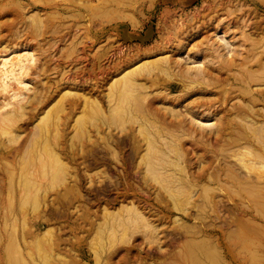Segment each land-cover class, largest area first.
I'll list each match as a JSON object with an SVG mask.
<instances>
[{
	"label": "rangeland",
	"instance_id": "obj_1",
	"mask_svg": "<svg viewBox=\"0 0 264 264\" xmlns=\"http://www.w3.org/2000/svg\"><path fill=\"white\" fill-rule=\"evenodd\" d=\"M244 20L257 24L264 51V0H0V53L34 57L22 109L0 91V107L10 103L1 113L13 105L19 127L18 137L0 133V151L20 149L15 160L0 157V264H264V209L234 207L227 202L239 199L234 189L212 184L226 155L241 163L257 154L256 145L239 148L250 129L231 106L247 102L243 84L208 80L224 72L209 56L218 36L245 56ZM238 72L245 75L242 63ZM71 103L74 120L65 127ZM163 126L176 131L174 144L156 136ZM134 141L151 183H163L165 169L177 178L202 172L203 190L176 191V209L153 204L132 163ZM30 142L38 145L27 160L21 147ZM131 191L139 211L122 205ZM204 196L224 203L194 205Z\"/></svg>",
	"mask_w": 264,
	"mask_h": 264
},
{
	"label": "bare ground",
	"instance_id": "obj_2",
	"mask_svg": "<svg viewBox=\"0 0 264 264\" xmlns=\"http://www.w3.org/2000/svg\"><path fill=\"white\" fill-rule=\"evenodd\" d=\"M246 21L247 20H244V23H243V21H241L242 25H241V29H240L244 41L249 42V45L246 46L244 49V55L245 56H243V54L239 53V52L232 54L230 49H229L231 44H229L227 41H225L222 37L218 36L217 38H220V39H218L216 47L214 46V44H211L213 48L211 51L209 50L210 51L209 56L212 59L220 58L218 61L219 62L218 67L220 68V71L224 70V72H223V74L220 75V77H218V76L214 77V78L210 77L208 80H209V85L211 84L214 87H217V86L218 87H221V86L225 87L229 84H232L234 80L240 81V82L236 81L238 84V86H237L238 88H241L242 84H243L242 91H243V94L248 96L247 102H245L243 104H238L237 106H231V107L234 110V112H236L237 114H243V116H244L243 120L246 124L245 128L249 127L248 129H250L249 131L251 133L248 131L250 134H248V132H247L245 134V136L239 138V144H240L239 148H241L242 146L249 148V147H254V145H256L255 149L257 150V154H255V160L246 161V162L242 161L241 163H236L235 160H234L235 162L232 160V158L235 157L234 155H236V154L231 153V154L226 155L223 159H221L223 161L222 163H224L226 168H224V166H219V164L214 167V173L212 175V184H215L218 186L223 184V186L227 185V187H231L234 189L235 192L233 190L232 191H233V193L238 194L239 199L227 198V202L229 204L231 203V205L234 207L236 206V207H245V208L264 209V51L261 52L259 50V48L257 47V43H256L257 39L253 36V35H258V33H256L259 29L257 24H253L250 22L247 23L248 21L247 22ZM237 23H238V21L236 20L235 23L232 24L231 26L234 27L235 29L239 30ZM180 25L182 26V28H184L182 24H180ZM245 27H249V29L251 31L245 32L243 30V28H245ZM214 35L216 37L217 33ZM178 37H180V36H178ZM173 38H175V37H173ZM215 39H214V41H215ZM205 47H207V46H205ZM159 50H161V49H159ZM202 50H204V49H202ZM11 54H12V57L9 58L6 55L4 56L0 53V91L8 92V94H10V100L11 99L12 100L17 99V102H15V104L18 107L17 108V110H18L19 108L22 109L20 105L23 102V100L25 99V98L18 99L19 97L22 96L20 91L22 89L23 90L27 89L30 86V85L28 86V83L24 81L23 77H24L25 73L27 72V70L30 69V67H31L30 62L33 60L34 57H33L31 52L26 51V50L19 51L17 53L12 50ZM166 54H168V53H166ZM229 55H231V56L229 57ZM145 56H146V54H145ZM236 56L240 57V59H238V61H240V62L236 61L237 60L235 58ZM163 57H164V55H163ZM165 57H167V56H165ZM156 58H155V60H157ZM256 58H259V59H258V62L255 64V68H253L252 66H249L248 64H252V62ZM162 60H165V59L158 60V62L159 61L163 62ZM142 62L143 61H141V63ZM161 62H160V64H161ZM155 63H156V61H155ZM241 63H242L243 68L245 69V75L243 77H238L237 72L241 66ZM166 64L164 66L165 68H161V71H162V69L168 71L167 67H169V65L167 64L168 66H166ZM145 65L147 67V64H145ZM136 66H133V67H136ZM162 72H164V71H162ZM197 72H198V70H197ZM238 73L240 74V72H238ZM204 78H203V80H204ZM190 81H191V79H190ZM230 81H231V83H230ZM200 82H202V81H200ZM12 85H15V86H13L14 88L12 87ZM255 85L262 86V89H260V90L254 89L253 86H255ZM2 92H1V94H3ZM236 93H237L236 91L231 90L229 92L228 98L230 100H233L235 98L234 95ZM159 94H161V93H159ZM26 100L28 101V98ZM170 100H171V98H170ZM45 101H46L45 99L37 101V105L42 104ZM176 101H179V99H175V100L170 101V102L174 103ZM220 101L224 104L227 100L225 98H221ZM9 104L10 103L7 102L4 106L0 107V133H5V134H9V135L14 136V137H18L19 135L16 133L17 132L16 130L19 129V127L16 126V123L14 121L17 118V117L14 118V115L15 116H17V115L16 114L13 115V113H15L17 111V110H15V107H13V105H12V107H11L12 110L9 109V111L7 110L6 112L1 113L2 108L7 107ZM23 104H25V103L23 102ZM70 107H71L70 112L63 121V126H65V127L68 126V124L71 120H74L73 119L74 116L72 115L71 112H73L76 109V104L71 103ZM24 108H26V106ZM167 111H169V110H167ZM173 111H175V110H173ZM23 112H25V111H23ZM20 113L21 112H19L20 116L18 115L19 119H20V117L22 118L23 114H24V113L23 114L22 113L20 114ZM173 114H176V113H173ZM150 115H153V117H157V116H155V114H153V112H151ZM171 117H172V115H171ZM149 118H150V116H149ZM147 121H149V120H147ZM56 122H58V121H56ZM152 123H156V122H152ZM258 123L260 125H258ZM175 124H173V125L175 126ZM60 125H62V122ZM71 125H72V123H71ZM37 127H38V125H37ZM48 128H49V125H48ZM33 132H34V130L32 131V133ZM35 132H36V130H35ZM37 132L41 133V131L39 132L38 130H37ZM43 132H42V134H45V133L47 134L49 131H47L45 133H43ZM18 133H20V132H18ZM38 133H36V135ZM46 134H45V138H46ZM38 136H40V135L38 134ZM156 136L158 138H160L163 142L168 143V144H174L175 141L178 140V136L176 134V131L173 129H170L168 126H166V128L163 126L162 129L158 130V132L156 133ZM146 137L144 139H146ZM32 138H34V136H32ZM27 139L29 140V137ZM35 139H37L39 141L40 137L38 139L36 136ZM147 139H148V137H147ZM40 141H42V140H40ZM44 141H46V139ZM31 142H30V144H28V145L24 144L21 147L22 150H24V148H25L23 155L26 156L27 160H30L29 156H28L30 148L34 149L36 147V145H38L36 143H35V145H33L35 141L33 143H31ZM146 142H148V141H146ZM33 146H35V147H33ZM133 146H134L133 151H134V157L135 158L133 157L132 163L135 165L134 169L137 170V172H139L141 174L140 180L143 181V183L145 184V187L148 188L147 192L151 193V195L155 196V198L153 196V198H154L153 204H159V206H164L168 210H170L172 208L176 209L178 203L180 202L178 196L175 193L176 191H183L185 189H188V187L189 188H198L201 191L203 190V187L200 184L202 182H205V175L202 172L194 174L193 172L186 171L185 176L183 178L182 177L177 178V177H175V175L171 169H165L162 172L163 183L161 181L151 183V181L147 177V175H148L147 171L149 170V166H146V168H145V166L141 164V161H138V159H140V160L143 159L141 147L139 145L135 144V141L133 142ZM19 152H20V149H13L11 151L8 149V150L0 151V157H8L9 156L10 158L12 157L15 160L17 158V156L19 155ZM11 153H13L12 154L13 156L11 155ZM54 155H57V154L54 153ZM114 155H115V153H114ZM38 157H39V155H38ZM53 158L58 160L57 156L53 157ZM58 161H60V159ZM58 163H60V162H58ZM116 163H118V162H116ZM138 163L140 164L139 167H138ZM184 168L187 169L186 167H184ZM1 171L5 172V170H1ZM116 183L117 182H115V186H116ZM131 183H132V181H131ZM123 186H124V184H123ZM3 187L4 186L0 187V191L4 189ZM142 191H144V190H142ZM161 192H163V194L166 193L167 196H163L161 194ZM139 193H141V192H139ZM134 194H136L134 191H131V193L125 194L124 201L127 202V204H122V205H123V207H126L128 210L139 211L137 209V205L140 202L137 199H136L137 201H134V199L130 200L128 197L130 195L134 196ZM146 196L147 195H145V197ZM134 198H135V196H134ZM127 199H129V201H127ZM181 202L183 203V201H181ZM223 203H224L223 198L219 199L217 197H212V196H204L201 201L200 200L194 201V205H196V206H210L213 209L217 208L218 206H220ZM137 216H139V214ZM46 233H44V234H46ZM191 234H193V233H191ZM195 235L205 236L206 234H204L203 231L200 232V231L196 230ZM202 239H204V238H202ZM188 243H186V244H188ZM200 250H202L201 253L205 258L211 257V253L208 250H206V249H200ZM196 259H198V257Z\"/></svg>",
	"mask_w": 264,
	"mask_h": 264
}]
</instances>
